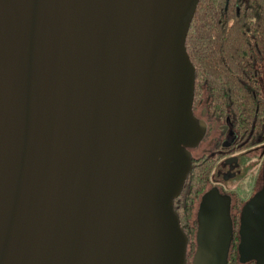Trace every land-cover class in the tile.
I'll use <instances>...</instances> for the list:
<instances>
[{"label":"water","instance_id":"1","mask_svg":"<svg viewBox=\"0 0 264 264\" xmlns=\"http://www.w3.org/2000/svg\"><path fill=\"white\" fill-rule=\"evenodd\" d=\"M197 1L0 0V264H174L158 244L172 219L182 232L175 99ZM261 188L240 211V262L264 264ZM229 206L201 196L192 264L226 263Z\"/></svg>","mask_w":264,"mask_h":264},{"label":"trees","instance_id":"2","mask_svg":"<svg viewBox=\"0 0 264 264\" xmlns=\"http://www.w3.org/2000/svg\"><path fill=\"white\" fill-rule=\"evenodd\" d=\"M196 4L183 46L193 69L194 99L205 92V117L215 128L225 126L232 132L233 140L227 146L219 144L216 151L193 159L191 171L174 201L186 247H195L194 201L205 191L209 181L216 179L213 174L218 160L233 151H241L237 155L238 163L224 182L240 181L259 162L256 156L247 160L248 153L264 143V88L261 83L264 0H198ZM237 192L230 191L232 238L225 264H253V261L238 260L239 215L243 205ZM234 225H237L236 236L232 231ZM193 235L194 241L190 240Z\"/></svg>","mask_w":264,"mask_h":264},{"label":"rangeland","instance_id":"3","mask_svg":"<svg viewBox=\"0 0 264 264\" xmlns=\"http://www.w3.org/2000/svg\"><path fill=\"white\" fill-rule=\"evenodd\" d=\"M192 72H193V69H192L191 64L190 65L186 64L184 65V67H182V69H180L179 71V77H180L179 91L180 93H179V96L175 99V105L179 112L177 130H176V139L178 141L179 148H180L179 156H181L182 158L185 156L187 150L190 151L191 149L193 155L203 150L202 144L199 146L198 145L196 146L195 144L189 147L187 145V140L185 138V136H187V133L191 131V117L192 116L190 115L188 101H189V93H190L189 89L191 86V73ZM201 108H202V104L200 103V105H198L197 107V110L193 112V115L199 116ZM175 162L176 163L174 166V170L171 173L170 172L168 173L167 175L168 178L165 179L164 181V191L166 195L168 196H170L171 194H174L177 183L171 186L169 185V183H167V180L168 179L175 180L177 178L176 173L182 170L183 164H184L182 159H178V157L176 158ZM263 167H264V163L262 164V169ZM259 175L260 176L257 179L256 184L254 185V189H253L254 193L255 191H258L260 189L261 184H262V173ZM251 183H253V180ZM236 184L239 189V191L237 192L238 193L237 195L239 196L238 199L240 200V203L243 205L244 204L243 202L247 201L253 193L252 191H250V188H249V185H251L250 179L248 180V178H245V181H242L239 183L236 182ZM200 199H201V195H199L194 201L195 205H194V209L192 212L193 219L195 218L196 208L199 206ZM230 213L232 215L233 212L230 211ZM197 226H198V221H196V227ZM236 227L237 225H234V227L232 228L233 229L232 231L235 232V236L237 233ZM190 240L194 241V235L190 238ZM183 242H184V234H182L180 229L177 228L176 220L172 219L170 221L169 227L167 228V230H165V237L158 244L160 261L163 262L167 255L168 256L170 255V259L173 258V255H176V257H174L173 259V262L174 264H178V260H179L178 256H179L180 251L183 249L182 248ZM186 248H187V251H186V256H185V262L186 264H192L191 259H192V255H193L195 247L192 245V246H187ZM235 259L236 258H234V260Z\"/></svg>","mask_w":264,"mask_h":264},{"label":"flooded vegetation","instance_id":"4","mask_svg":"<svg viewBox=\"0 0 264 264\" xmlns=\"http://www.w3.org/2000/svg\"><path fill=\"white\" fill-rule=\"evenodd\" d=\"M263 73H264V69H263ZM261 83H262V88H264V74L261 78ZM192 90H193V88H192ZM194 98H195V95H194V90H193V95H192V100H191L192 114L195 110H197L198 105H200V103L202 104V108L200 110L199 116H197V115L196 116L193 115V116L196 119H198L199 121H201L203 124V132H202L203 135L200 138V140L196 143V146L197 145L199 146L202 144L203 150L197 152V154H195V155H193L191 149H190V151L187 150V152L189 154L190 169L185 174V178H184L181 186H183L184 182L186 181V179L188 177L187 175L191 171V168L193 165L192 161L195 157H198V156L200 157L202 155L212 153V152L216 151V148L219 144L227 146L228 144L232 143V140H233L232 132L227 130V128L225 126L220 127V128L219 127L215 128L214 123H211L210 120H208L205 117V113H204V105H205L204 103H205V99H206L205 92L203 91V93H201V95L196 100ZM240 152L241 151H237V150L233 151V153L225 155L218 160L219 161L218 166L216 167L215 172L213 174L214 176H216V179L213 178L211 181H209L206 188L204 189L205 190L204 192H206L207 191L206 189L214 188L218 191V193L226 194L229 198V203H230L229 211H231V208H232L231 207V205H232V200H231L232 194L230 193V191H234V190L239 191L236 182L239 183V182L245 181V179H241L240 181L238 180L239 182L234 181V182L226 183L224 181H225L226 177H229L231 175V173L234 169V166L238 163L237 162L238 161L237 155ZM253 156H256L257 159H259V162L256 164V166L251 168V172L246 177V178H248V180L250 179L251 185H249V188H250V191L253 192L252 194H254V190H253L254 185L256 184L257 179L260 176L259 174H261V173H262L261 187L263 185L264 167L262 169V164L264 163V143H262L260 146H258L254 152L248 153L247 160L253 159ZM256 176H258V177H256ZM252 180H253V183H251ZM261 187L259 190L262 189ZM204 192L202 194H204ZM255 192H257V191H255ZM176 197L173 198V200H172L173 210L175 209V206H176V205H174V201H175ZM196 210H197V208H196Z\"/></svg>","mask_w":264,"mask_h":264},{"label":"crops","instance_id":"5","mask_svg":"<svg viewBox=\"0 0 264 264\" xmlns=\"http://www.w3.org/2000/svg\"><path fill=\"white\" fill-rule=\"evenodd\" d=\"M211 189H214V188H208V189H206V190H207V191H210ZM207 191H206V192H207ZM206 192H204V194H205ZM217 192H218V191H217ZM219 194H220V195L223 194V195L227 196V195L224 194V193H219ZM202 195H203V194H202ZM202 195H201V196H202ZM227 197H228V196H227ZM229 207H230V206H229Z\"/></svg>","mask_w":264,"mask_h":264}]
</instances>
